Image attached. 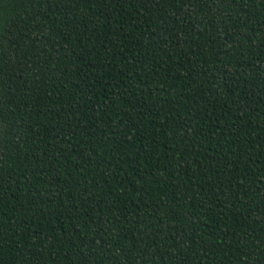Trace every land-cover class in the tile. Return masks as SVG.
Listing matches in <instances>:
<instances>
[{
	"label": "trees",
	"instance_id": "16d2710c",
	"mask_svg": "<svg viewBox=\"0 0 264 264\" xmlns=\"http://www.w3.org/2000/svg\"><path fill=\"white\" fill-rule=\"evenodd\" d=\"M0 264H264V0H0Z\"/></svg>",
	"mask_w": 264,
	"mask_h": 264
},
{
	"label": "snow or ice",
	"instance_id": "6c2138e0",
	"mask_svg": "<svg viewBox=\"0 0 264 264\" xmlns=\"http://www.w3.org/2000/svg\"><path fill=\"white\" fill-rule=\"evenodd\" d=\"M0 131H2V128H0Z\"/></svg>",
	"mask_w": 264,
	"mask_h": 264
}]
</instances>
